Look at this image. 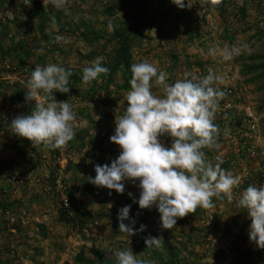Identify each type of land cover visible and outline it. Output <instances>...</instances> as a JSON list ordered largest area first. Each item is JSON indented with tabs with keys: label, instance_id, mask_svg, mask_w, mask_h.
Wrapping results in <instances>:
<instances>
[{
	"label": "rangeland",
	"instance_id": "obj_1",
	"mask_svg": "<svg viewBox=\"0 0 264 264\" xmlns=\"http://www.w3.org/2000/svg\"><path fill=\"white\" fill-rule=\"evenodd\" d=\"M184 3L190 7L172 0H67L57 9L48 0H0V264H80L73 261L80 250L93 259L97 249L116 257L129 248L150 264H264V248L249 239L247 210L238 207L248 185L264 187V86L257 68L264 0ZM116 33L128 41L126 74L119 66L84 83L83 68L97 58L112 69ZM56 36L70 42L55 43ZM233 47L240 54L224 60ZM145 60L167 73V84L185 72L202 78L209 69L220 78L212 85L225 93L213 120L219 133L215 145L201 151L206 162L215 165L219 157L241 180L231 202L223 193L213 197V207L177 218L172 229L161 227L155 206L140 209L134 202L139 181H124L119 194L88 179L95 165H110L120 154L109 137L127 107L131 65ZM49 63L72 72L69 93L52 94L76 114L75 137L62 149L33 145L11 127L13 118L35 107L25 99L31 72ZM151 91L163 96L155 78ZM245 107L255 116L253 129ZM159 139L171 146L167 134ZM125 205H131L132 227L146 226L131 237L119 230L117 214ZM149 235L162 237V245L146 247Z\"/></svg>",
	"mask_w": 264,
	"mask_h": 264
},
{
	"label": "clouds",
	"instance_id": "obj_2",
	"mask_svg": "<svg viewBox=\"0 0 264 264\" xmlns=\"http://www.w3.org/2000/svg\"><path fill=\"white\" fill-rule=\"evenodd\" d=\"M172 2L179 8L190 7L184 0ZM221 2L210 0L214 6ZM48 4L60 9L67 0H48ZM26 5H30V0H26ZM53 42L70 41L56 36ZM240 51L237 47L226 49L223 59H233ZM209 54L215 55V49L210 48ZM109 73L110 69L97 58L91 66L83 68L82 81L91 83L101 74ZM131 74L127 107L121 117L115 118L114 134L109 137L121 149L120 154L110 165H95V177H89V182L123 194L124 181H139L140 194L134 202L140 209L155 206L163 229H172L177 218L194 213L198 207H213L212 198H219L222 193L231 202L233 188L239 186L240 178L223 169V160L219 157L215 165L206 162L201 151L204 147H213L219 133L213 120L225 93L212 85L220 78L209 69L202 78L185 72L183 79L167 84V73L147 60L131 65ZM71 75V70L53 63L34 68L26 84L25 99L34 100L35 107L30 115L13 118L11 127L16 135L27 138L33 145L43 144L51 149L67 146L76 134V114L67 101L57 102L52 94L54 90L69 93ZM154 78L155 84L162 87V97L151 91ZM165 134L172 138L167 148L159 139ZM128 195L131 197L132 193ZM238 207L246 209L251 219L250 241L264 248V187L248 185ZM130 208L131 205H125L117 214L119 230L128 237L146 228L143 224L139 229L132 227L135 221L129 217ZM125 220L129 223L125 224ZM162 241L159 236L144 238L146 247H160ZM115 256L117 264H150L138 259L131 248L118 250Z\"/></svg>",
	"mask_w": 264,
	"mask_h": 264
},
{
	"label": "trees",
	"instance_id": "obj_3",
	"mask_svg": "<svg viewBox=\"0 0 264 264\" xmlns=\"http://www.w3.org/2000/svg\"><path fill=\"white\" fill-rule=\"evenodd\" d=\"M214 7H216V5ZM126 29L130 30L129 27ZM119 33H116V35H118L116 37L117 47L114 50L113 59H112L114 65H113L112 69L110 70V74L117 71L119 66L121 67L122 72H124V73L127 71V68H128V63H129V54H128V49H127L128 48V44H127L128 41H127L125 34H122V36H121V34H119ZM263 35H264V33H263ZM263 44H264V42H263ZM258 58L261 61L258 62L257 68L261 69L260 77L263 78V86H264V49H263L262 54L259 55ZM124 78L126 79V77H124ZM73 261L75 263H80V264H117L116 257L109 255V252L107 250H104V249L95 250L93 259L86 257L83 254L82 250H80L74 254Z\"/></svg>",
	"mask_w": 264,
	"mask_h": 264
},
{
	"label": "built area",
	"instance_id": "obj_4",
	"mask_svg": "<svg viewBox=\"0 0 264 264\" xmlns=\"http://www.w3.org/2000/svg\"><path fill=\"white\" fill-rule=\"evenodd\" d=\"M42 95V94H41ZM33 105L35 106V101L32 100ZM226 105V104H225ZM244 114L246 119L248 120V122L250 123V128L253 129L254 128V124L256 123V119L255 116L253 115V113L248 109V107L244 108Z\"/></svg>",
	"mask_w": 264,
	"mask_h": 264
}]
</instances>
